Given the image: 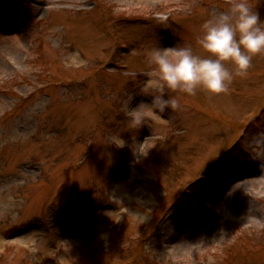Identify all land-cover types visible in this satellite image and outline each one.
Returning a JSON list of instances; mask_svg holds the SVG:
<instances>
[{"label": "rangeland", "instance_id": "374dc122", "mask_svg": "<svg viewBox=\"0 0 264 264\" xmlns=\"http://www.w3.org/2000/svg\"><path fill=\"white\" fill-rule=\"evenodd\" d=\"M230 2L0 0V264H264V53L165 121L124 110L145 50L206 54Z\"/></svg>", "mask_w": 264, "mask_h": 264}, {"label": "clouds", "instance_id": "9594fccd", "mask_svg": "<svg viewBox=\"0 0 264 264\" xmlns=\"http://www.w3.org/2000/svg\"><path fill=\"white\" fill-rule=\"evenodd\" d=\"M198 43L206 54L191 44L177 43L154 45L145 50L150 66L146 69L144 93L151 94L153 99L151 103L141 101L130 108V96L124 108L130 125L142 126L156 118L165 121L163 112L169 107L180 108V93L227 91L236 75H247L253 56L264 53V19L253 0H231L226 8L213 9L207 14ZM121 139L123 143L119 146L125 142L122 136Z\"/></svg>", "mask_w": 264, "mask_h": 264}]
</instances>
